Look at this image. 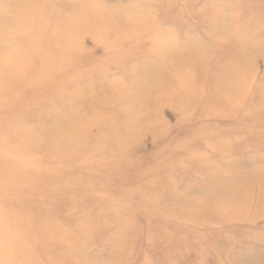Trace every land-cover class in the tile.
Instances as JSON below:
<instances>
[{
  "label": "rangeland",
  "instance_id": "rangeland-1",
  "mask_svg": "<svg viewBox=\"0 0 264 264\" xmlns=\"http://www.w3.org/2000/svg\"><path fill=\"white\" fill-rule=\"evenodd\" d=\"M0 264H264V0H0Z\"/></svg>",
  "mask_w": 264,
  "mask_h": 264
}]
</instances>
